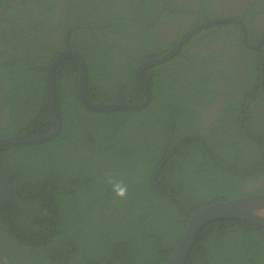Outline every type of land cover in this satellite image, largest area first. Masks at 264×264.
I'll use <instances>...</instances> for the list:
<instances>
[{"label": "trees", "instance_id": "16d2710c", "mask_svg": "<svg viewBox=\"0 0 264 264\" xmlns=\"http://www.w3.org/2000/svg\"><path fill=\"white\" fill-rule=\"evenodd\" d=\"M65 1L63 14L47 0H11L12 6L6 9L19 26L18 33L16 42H8L14 31L3 26L0 44L28 66L11 61L9 70L8 62L1 61L9 94L8 121L0 122V137L43 134L53 128L45 77L60 49L49 37L45 39L47 31L63 30L64 40L68 37L65 47L69 43L68 47L84 54L89 65L86 93L91 101L136 103L144 100L137 66L167 53L182 34L170 42L161 37L159 20L164 12L170 9L166 14L173 17L185 14L191 21L188 29L219 17L208 0H200L199 10L190 3L182 7L175 0ZM111 3L118 11L108 16ZM102 5L105 13L100 16L105 22L96 26L101 20L93 21L89 11L101 10ZM134 6L142 18L140 32L132 37L133 23H125L113 33L120 48L112 40L111 18L117 17V24L126 13L133 21L125 11ZM48 8H53L50 17L42 11ZM68 9L86 13L87 21L62 18L50 26L49 21L69 14ZM34 15L40 19L35 26ZM243 18L249 40L260 42L264 32L253 31L247 15ZM15 22L23 24L21 29ZM233 23L219 22L200 30L172 59L146 69L143 75L152 100L141 110H90L81 101L77 58L67 56L61 61L55 76L63 115L60 133L42 143L0 145V171L15 187L11 201L0 207V255L9 264H164L184 234L187 211L264 193V120L260 115L264 41L254 62L242 64L247 78L231 74V86L241 89L239 97L234 95L237 101L221 106V116L208 130L199 122V110L215 100L214 84L224 83L225 71L234 64L216 55L208 58L193 48L207 35L224 41L232 37L235 45L246 48L239 25ZM28 26L38 31L34 42L38 59L19 48L20 40L30 41L25 37ZM232 26L239 36L224 35ZM38 63L43 81L36 77L40 89L31 108L28 91L36 79L29 66ZM37 116L39 120L32 118ZM108 175L128 185L125 199L112 194ZM186 264H264V227L238 218L213 220L198 232Z\"/></svg>", "mask_w": 264, "mask_h": 264}, {"label": "flooded vegetation", "instance_id": "af4514ba", "mask_svg": "<svg viewBox=\"0 0 264 264\" xmlns=\"http://www.w3.org/2000/svg\"><path fill=\"white\" fill-rule=\"evenodd\" d=\"M11 0H7L6 2H0V23L2 22V28L5 25H8V28L11 27L14 31V33L8 38L6 39V41L8 42H16V35L18 33L17 25H15L12 20V16L11 14H9V12L6 11V9H9L10 6H12V4L10 3ZM49 3H56L55 5V10L58 11V13H64V5L66 4L65 0H47ZM174 1V0H173ZM178 4H180L182 7H188V4L190 3V5L195 9V10H199L201 7V1L200 0H175ZM210 2V5L212 7L214 11V15H218L219 17H222V14H225V17H235V18H239L241 20L244 21L245 23V19L243 18L244 16L247 15V19L250 23V27L253 31H256L258 34H261L262 32H264V0H208ZM100 2V1H98ZM143 3V0H141V4ZM60 4V5H58ZM58 5V6H57ZM29 7V5H28ZM103 8H100L101 10L98 9H94L93 11H89V14H93V18H95V22H99L100 23H95L96 26H99L100 24H103L105 22V20L100 16V13H105L104 11V6L102 5ZM108 7H110L111 9H109V13L107 14L108 16H110V12L111 11H118L115 7L114 3H111L110 5H108ZM30 8V7H29ZM140 9V8H138ZM49 10H53L52 9H43L42 11L45 12V14L50 17V13ZM133 10H136L135 6L134 7H128L126 9L125 12H130V14L133 16L134 20L131 21L129 19V15L126 13H123L124 17L123 18H119V22L116 24L115 22V18H111V32H112V40L115 43V45H119L118 42H115V39L113 38V33L117 32V31H121L123 25L127 22L129 23H133V28L135 30L131 31L132 37L139 34L140 32V25H139V21L142 18H138V14H137V10L134 12ZM170 9H168L167 11H169ZM69 14L66 15H60V18H56L55 20L49 21L48 23H51L50 26H54L55 22L56 24L60 23L62 21V18L65 19H72V18H76V20H86V13L83 14L81 11L77 12V11H72L71 9H68ZM166 11V12H167ZM164 12V14L161 16L160 18V22H161V26L163 27V29L161 30V37H163L164 39H166L168 42H170L172 39L177 38L181 33L180 37L187 32L189 28V26L191 25V21L189 19V17H187L185 14H177L175 17H173L172 14ZM38 17H40L38 15ZM37 17V18H38ZM33 21L32 24L33 26H35V24H39L40 19L36 20V16L34 15L33 17ZM100 19V20H99ZM42 20L44 21L45 19L42 18ZM229 22V21H227ZM234 22L233 25L238 24L235 21H231ZM16 23V22H15ZM28 23V22H27ZM18 25H20V29L21 26L23 24L21 23H16ZM109 24V25H110ZM246 24V23H245ZM239 25V24H238ZM236 26H232L226 28L224 35L226 33H232L235 34L236 37L239 36V31L235 28ZM240 29L241 26L239 25ZM16 29V30H15ZM48 30H51L50 28L47 27ZM46 29V31H47ZM242 31V30H241ZM36 33H38L37 30L34 29V27H32L31 33H30V41H19V48L21 50H23V52L28 53L29 55H31L34 59H38V50L36 49V45L34 44V42L37 44V38H36ZM129 36V38L132 40V37L129 33L127 32H123ZM242 35V34H241ZM248 35V32H247ZM39 37H41V40H43L44 38L42 37V35H38ZM49 37V40L48 38ZM64 32L61 29H56L54 32L52 31H47L45 39H47L48 41H54L55 44L57 45V47H59V52L62 49L67 48L68 46H70L69 43L66 44L65 47V43L68 41V37L66 38V40H64ZM228 37V36H227ZM243 37V35H242ZM248 39H249V35H248ZM73 41H75L73 39ZM178 41V40H177ZM244 41V40H243ZM250 41V40H249ZM251 42V41H250ZM252 43V42H251ZM259 43V42H258ZM258 43H252L253 45H257ZM245 44V43H244ZM24 46H28V48L26 50H24ZM245 47H239V45H235L234 42V38H229L226 41L220 39L218 36H212V35H207L203 40H201L199 43L195 44V47L193 49H197V50H201L202 53L204 55H207L208 58H210V55L213 56H218L219 60H222L226 63H228V61H230L231 63L234 64V66L230 69L227 70V72L225 71V76L224 78L226 79V81L224 83L221 84H214L213 89L217 91V93L214 96V102H212L208 107L209 108H201L199 111L201 113V116L199 117V122L200 125L202 126V128H204L205 130H208L210 128V126L212 124H214L219 117L221 116L222 112L221 106H224L225 104L229 103L231 100L233 101H237V96L239 97L240 95V88L239 89H235L231 86L232 80L234 79V76H232L231 74H238L242 77V80L247 78V74H245L242 70H243V63L244 62H254V59L256 58V55L258 56V54H256L257 50L260 49L261 45L259 48H251L249 47L247 44H245ZM239 47V48H238ZM259 52V51H258ZM52 54V53H51ZM14 52L12 50H10L8 47L1 45L0 44V65H1V61L4 60L5 62H8V65L6 66L7 69L10 70L11 68V61L13 62H17L20 65L23 64L24 60L20 59L19 56H17V54L15 55L14 58ZM245 59V60H243ZM54 60V59H53ZM52 60V61H53ZM227 60V61H226ZM51 61V63H52ZM50 63V64H51ZM237 63V64H236ZM49 64V66H50ZM60 65V64H59ZM55 71V73L57 74V70L58 67ZM230 66V65H229ZM177 68L180 69V67L177 66ZM29 69L31 70L33 76L36 79L35 84H33L29 91L28 94L31 95L32 98V104L30 105L31 108H33L36 104H37V99L35 97L36 93L39 91L40 89V83L38 81V78H40L39 75L35 74L33 70H40V67L38 65H30ZM236 69V71L234 70ZM2 70H0V94H1V98H0V122L4 123L5 121H8V114H7V106H6V101H7V96L9 94V92H7L4 88V83L6 80V74L1 73ZM55 74V76H56ZM188 75L190 76L191 73L189 72ZM23 75H20L18 77V79H22ZM227 82V83H226ZM234 82V81H233ZM242 82V81H241ZM239 82V83H241ZM235 93H237V96L234 97ZM27 97V95H25ZM263 111L260 114L261 117L264 120V108L260 107ZM140 110V109H139ZM44 122H41L40 125H43ZM84 155V152L82 153Z\"/></svg>", "mask_w": 264, "mask_h": 264}, {"label": "water", "instance_id": "95a60500", "mask_svg": "<svg viewBox=\"0 0 264 264\" xmlns=\"http://www.w3.org/2000/svg\"><path fill=\"white\" fill-rule=\"evenodd\" d=\"M235 21L241 26L244 43L251 48H259L264 41V35L257 45H253L247 35V26L243 20L235 17H215L195 25L185 32L176 44L165 54L143 61L136 68V79L141 86L144 100L136 103H99L91 101L87 96V77L89 65L84 54L78 49H62L54 58L46 73V95L53 118V128L43 134H18L0 137V145L14 143H42L56 138L62 129L63 115L55 93V71L61 61L67 56L77 58L80 65L79 93L81 101L92 111L112 112L118 110H141L149 105L152 100V90L144 77V71L149 67L161 64L172 59L179 53L184 43L195 33L219 22ZM14 185L6 175L0 171V207L6 206L13 197ZM189 222L181 240L171 252L164 264H186L191 248L195 243L198 232L209 222L220 218H238L252 224L264 227V193H250L227 200L218 201L204 206L197 211H187ZM0 264H9L7 259L0 255Z\"/></svg>", "mask_w": 264, "mask_h": 264}, {"label": "clouds", "instance_id": "9594fccd", "mask_svg": "<svg viewBox=\"0 0 264 264\" xmlns=\"http://www.w3.org/2000/svg\"><path fill=\"white\" fill-rule=\"evenodd\" d=\"M119 47L121 48L123 46H121L119 44ZM125 50H126V48H125ZM45 79H46V77H45ZM4 86H6V85H4ZM0 98H1V94H0ZM39 117L40 116L32 117V118H34L35 120H39ZM106 183L110 186L111 192H112V194H114L115 197L120 198V199H125L127 197L128 185L122 179H116L112 175H108L106 177Z\"/></svg>", "mask_w": 264, "mask_h": 264}, {"label": "rangeland", "instance_id": "374dc122", "mask_svg": "<svg viewBox=\"0 0 264 264\" xmlns=\"http://www.w3.org/2000/svg\"><path fill=\"white\" fill-rule=\"evenodd\" d=\"M1 28H2V22L0 23V31H1ZM25 30H27V32L25 33V37H29L32 28L28 26L27 29H25ZM26 63H27V62L24 61L22 65H26V66H28ZM36 65H38L39 67L42 66L40 63H38V64H36ZM32 71H33L35 74H37V75L40 76V79H41L40 83H41V82L43 81V73H42L40 70H33V69H32Z\"/></svg>", "mask_w": 264, "mask_h": 264}]
</instances>
